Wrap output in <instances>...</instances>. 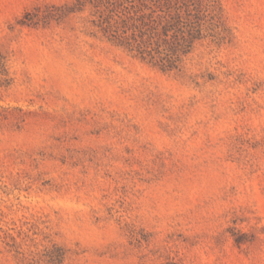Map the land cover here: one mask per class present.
Listing matches in <instances>:
<instances>
[{
  "label": "rangeland",
  "instance_id": "rangeland-1",
  "mask_svg": "<svg viewBox=\"0 0 264 264\" xmlns=\"http://www.w3.org/2000/svg\"><path fill=\"white\" fill-rule=\"evenodd\" d=\"M70 1L0 0V264H264V0L178 72Z\"/></svg>",
  "mask_w": 264,
  "mask_h": 264
},
{
  "label": "trees",
  "instance_id": "trees-1",
  "mask_svg": "<svg viewBox=\"0 0 264 264\" xmlns=\"http://www.w3.org/2000/svg\"><path fill=\"white\" fill-rule=\"evenodd\" d=\"M38 20L84 13L89 32L164 72L180 71L194 43L205 37V0H71ZM30 23V22H26Z\"/></svg>",
  "mask_w": 264,
  "mask_h": 264
}]
</instances>
